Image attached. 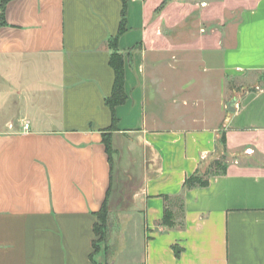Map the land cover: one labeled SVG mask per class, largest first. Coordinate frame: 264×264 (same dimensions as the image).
<instances>
[{
    "label": "crops",
    "instance_id": "crops-1",
    "mask_svg": "<svg viewBox=\"0 0 264 264\" xmlns=\"http://www.w3.org/2000/svg\"><path fill=\"white\" fill-rule=\"evenodd\" d=\"M122 8L0 0V264H101L94 226L133 146L126 227L143 264H264V0H129L110 130Z\"/></svg>",
    "mask_w": 264,
    "mask_h": 264
},
{
    "label": "rangeland",
    "instance_id": "rangeland-1",
    "mask_svg": "<svg viewBox=\"0 0 264 264\" xmlns=\"http://www.w3.org/2000/svg\"><path fill=\"white\" fill-rule=\"evenodd\" d=\"M214 93V92H212ZM213 94V96H217ZM211 103V111L216 110V103ZM215 113V111H214ZM112 140V150L115 152L113 137ZM129 158H133V165L131 171L124 172V170L129 169V165H124L121 169L115 164V174H114V184L112 191L108 199V216L106 229L104 232V239L100 242L99 237V247L102 250V254L97 257L101 264H143L145 258V246L142 241L137 237H132L129 235L132 225L127 226V216L131 209L135 208L136 205L132 204V195L134 194V186L140 183V174L135 173L140 171L142 162V152L138 147L133 146L129 152ZM128 158V159H129ZM137 161V162H134ZM141 162V163H140ZM130 176H134L136 180L130 182ZM136 209V208H135ZM124 211V212H121ZM103 226V225H101ZM127 228V233L123 236V230ZM112 234V236H111ZM114 255V258H113ZM113 258V260H112Z\"/></svg>",
    "mask_w": 264,
    "mask_h": 264
},
{
    "label": "trees",
    "instance_id": "trees-1",
    "mask_svg": "<svg viewBox=\"0 0 264 264\" xmlns=\"http://www.w3.org/2000/svg\"><path fill=\"white\" fill-rule=\"evenodd\" d=\"M5 1V0H2ZM123 2V8H122V16H121V23H120V29L119 33L111 38L109 40V45L112 48L113 52L111 54L110 63L115 71V81L113 90L110 96L106 98V103L108 106L112 109L113 113V123L110 128V130H113L116 128L117 123V116L115 109L118 105L123 104L127 98L128 95L125 90V66H124V58L122 53L118 51V39L121 34H123L127 30V15H128V8H129V0H122ZM105 140L107 144L108 151L110 152V157H112L113 150H112V140L111 135L108 133H105ZM222 144L225 145V134H222L221 138ZM226 164V155L222 154L219 158L213 159L209 162V165L205 169L204 172H196L192 176L188 177L186 179V187L191 188L194 186H203L208 183V177L211 173L215 171H221L225 169ZM108 200L105 202L102 210L98 213L99 221L95 224L94 230L96 235L100 238V242L104 239V232L106 229V223H107V216H108V208H107ZM172 220V214L168 211L166 212L164 221L168 224L171 223ZM103 225V226H101ZM99 240H96L94 242V247L96 251H100L99 247Z\"/></svg>",
    "mask_w": 264,
    "mask_h": 264
},
{
    "label": "water",
    "instance_id": "water-1",
    "mask_svg": "<svg viewBox=\"0 0 264 264\" xmlns=\"http://www.w3.org/2000/svg\"><path fill=\"white\" fill-rule=\"evenodd\" d=\"M236 102H237L236 99L230 100L229 103H228V105H227L228 110L235 111V106L234 105H235Z\"/></svg>",
    "mask_w": 264,
    "mask_h": 264
},
{
    "label": "built area",
    "instance_id": "built-area-1",
    "mask_svg": "<svg viewBox=\"0 0 264 264\" xmlns=\"http://www.w3.org/2000/svg\"><path fill=\"white\" fill-rule=\"evenodd\" d=\"M29 127V124L27 123V124H25V128L27 129Z\"/></svg>",
    "mask_w": 264,
    "mask_h": 264
}]
</instances>
